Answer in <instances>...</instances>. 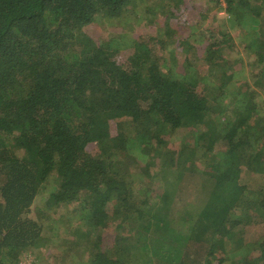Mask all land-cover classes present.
Masks as SVG:
<instances>
[{"label": "trees", "instance_id": "1", "mask_svg": "<svg viewBox=\"0 0 264 264\" xmlns=\"http://www.w3.org/2000/svg\"><path fill=\"white\" fill-rule=\"evenodd\" d=\"M213 1L223 17L193 0H0V264L50 258L40 214L63 204L89 225L83 264H264V180L241 178L264 177V100L224 54L247 50L264 89V0ZM105 17L123 30L101 43L87 29ZM144 17L156 34H135ZM157 177L175 189L154 197Z\"/></svg>", "mask_w": 264, "mask_h": 264}, {"label": "rangeland", "instance_id": "2", "mask_svg": "<svg viewBox=\"0 0 264 264\" xmlns=\"http://www.w3.org/2000/svg\"><path fill=\"white\" fill-rule=\"evenodd\" d=\"M143 1L144 0H139V3L136 6V9L144 10L145 5L159 2V0H145L144 2ZM193 1H195V3L198 5L197 9L199 11H209L208 15L211 14L210 11H213V10L217 11V9H218L217 14L219 17H223V15H225L226 11L223 8H221L220 5H217V4L214 5L213 0H193ZM131 8H132L131 9V11H132L134 7H131ZM127 16L132 17V13L128 12ZM149 18L150 17H147V18L144 17V19L146 20V23H147V19H149ZM130 22L133 23V20H131ZM212 22H213L212 18H211V16H209V18L202 23V26L207 28L212 24ZM146 23L134 21V30H135L136 35L143 33L144 32L143 28L145 26L150 29L152 34H156V32H157L156 26L154 27V26H151L150 24L148 25V23L147 24ZM120 24H121V21L118 19L111 20V19H109V17L99 18L98 22L96 24L88 27L87 33L91 37L97 39V41L102 43L106 39V37L108 36L109 33L117 34V33L122 32L123 26ZM147 28H146V31H147V33H149V30ZM130 51H131L130 48H125L124 51L122 52L123 56H127ZM224 54L232 60L238 59V58L241 59L242 61L244 60L245 65L247 66L245 68V73L247 75L245 76V78H242L240 80L242 82H248V84L251 87H253V88H251L252 89L251 94H254L256 96L258 95V97L260 99L264 100V89L259 87V85H256L254 83L255 79H254V76L252 75V73H250V75L248 76L249 62L252 61L254 57H252V55H249V52L247 50L244 51V48L241 46H233V47L230 46V48H228L224 52ZM239 98H240V96L230 97L229 101L226 104L225 114H228L229 110H234V108L238 106L236 103L239 101ZM178 132L180 133V132H182V130L178 131ZM170 137L171 136H169L167 139H169ZM174 139L171 142L173 144L169 145L172 149H175L174 143L177 141V140L174 141ZM222 143L223 142L221 141V137L218 136L217 140H211V141H207L204 144H198L196 148H197V150L199 148H202V147L204 149L205 148L207 149V147L209 145H213V148L215 151V149L217 150V149L221 148L220 146L222 145ZM211 154H212V152L209 153L208 157H210ZM140 155H141V153H140ZM158 157H160V156H158ZM204 159L206 160L205 157H204ZM243 168L246 169L245 166H243ZM244 169H242L241 178L243 177L246 179H250V182H252L254 184H260L263 182V180H264L263 174H260L257 172H252L251 170L246 171ZM161 185H163V186H161ZM165 185H168L169 186L168 188L171 191L175 189V187L173 185L170 186L169 183L166 184L164 177H157V179H155V181L151 185V188H152V190L150 191L151 195H153L154 197L156 195L157 196L163 195L162 194L164 192L163 187H165V188L167 187ZM192 198H193V203L191 204V207H194L193 212L194 213L196 212V214H198L199 211L202 209V205L204 204L203 203L205 200L204 195L195 194L192 196ZM155 200H157V199H155ZM68 205L69 204H63L60 207H55L56 209L51 210L50 214H40V218H42V220H39V222L44 223L43 228L45 230V233L46 234H48V233L54 234V232L56 231V234H57V236L53 235L51 237V243L49 244L50 247H47V249L44 250V254H47L48 256H51V257L59 256L58 259L52 260L51 257L50 258L48 257V258H44L41 260L38 256L34 255V254H40L41 253V251H37L38 249L35 248L36 251H34L33 253H32V251L29 250L24 255H22L21 260H20V264H72L73 259H75V260H73L74 264H76V263L77 264H83L84 261L88 260L87 257L90 255L85 254V253H87V251H81L80 247L77 246V243H79L80 239H84L83 234H82V230H80V229H82V227L83 228L85 227V229H86V226H89V225H83L78 229L77 224L82 223V221L78 218V214L81 213V208L78 206V204H76L74 207L71 206V208L68 209V208H66V206L69 207ZM149 206H150V204L148 205V207ZM175 209H177V207ZM147 215H149V214L147 213ZM161 215H163L162 211L160 212V214L154 213L153 219L151 220V222H153L154 228H157L156 224H158V223L161 224V217H162ZM137 221H143V218L140 217L137 219ZM114 223H116V222H113V224ZM76 229H78V230L75 231ZM97 229L99 230L100 227H97ZM141 242H142L141 251L145 252L147 249V246H148V241L146 238H143L141 240ZM105 244H107V245L110 244V237L107 238ZM140 256H141V254H139L138 256H135L133 254L131 256V258H136V257H140ZM4 264H7V263H4Z\"/></svg>", "mask_w": 264, "mask_h": 264}]
</instances>
